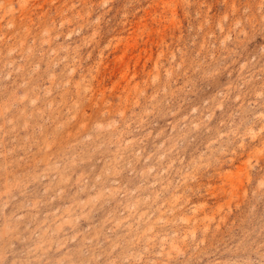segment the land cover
Returning <instances> with one entry per match:
<instances>
[{
    "label": "rangeland",
    "instance_id": "rangeland-1",
    "mask_svg": "<svg viewBox=\"0 0 264 264\" xmlns=\"http://www.w3.org/2000/svg\"><path fill=\"white\" fill-rule=\"evenodd\" d=\"M0 264H264V0H0Z\"/></svg>",
    "mask_w": 264,
    "mask_h": 264
}]
</instances>
